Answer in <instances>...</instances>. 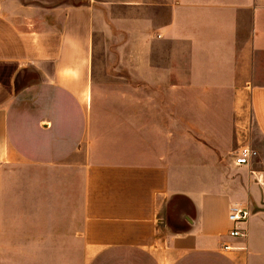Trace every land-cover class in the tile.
Here are the masks:
<instances>
[{
  "label": "crops",
  "instance_id": "0c3cea01",
  "mask_svg": "<svg viewBox=\"0 0 264 264\" xmlns=\"http://www.w3.org/2000/svg\"><path fill=\"white\" fill-rule=\"evenodd\" d=\"M45 2L0 0V166L68 164L82 174V264H264V156L259 168L233 163L240 180L195 191L154 147L149 133L162 124L152 118L120 123L130 135L108 154L114 161H94L89 149L96 34L143 26L145 54L131 55L130 77L147 88L159 80L178 88L179 69L170 63L181 50L162 53L157 65L153 46L181 45L169 31L181 34L187 14H196V89L242 87L264 141V0ZM168 14L160 24L154 17ZM130 100L141 107L137 86ZM232 204L249 210L245 236L228 235Z\"/></svg>",
  "mask_w": 264,
  "mask_h": 264
},
{
  "label": "rangeland",
  "instance_id": "374dc122",
  "mask_svg": "<svg viewBox=\"0 0 264 264\" xmlns=\"http://www.w3.org/2000/svg\"><path fill=\"white\" fill-rule=\"evenodd\" d=\"M154 17L159 24L171 20V14ZM186 17L189 20L178 25L181 34L173 28L169 31V37L182 39L181 45L174 41L153 46L157 65L162 53L181 50V60L170 63L179 69L178 88L160 80L147 88L143 79L130 77L131 55L135 53L139 60L145 54V46L139 44L143 26L130 34L114 28L96 34L89 149L95 151L94 161H114L108 154L120 144L127 145L130 135L129 125L120 123L132 117L152 118L162 124L149 133L154 147L163 148L170 170L179 171L186 189L196 191L198 184L240 180L233 157L241 145L256 150L251 166L261 167L264 141L256 133L242 87L196 89V14ZM130 37L136 38L137 45L128 44ZM159 37L154 31L152 38ZM134 86L142 99L138 108L130 106ZM82 180V174L68 164L42 166L12 160L0 166V264H82Z\"/></svg>",
  "mask_w": 264,
  "mask_h": 264
},
{
  "label": "built area",
  "instance_id": "2783aa9c",
  "mask_svg": "<svg viewBox=\"0 0 264 264\" xmlns=\"http://www.w3.org/2000/svg\"><path fill=\"white\" fill-rule=\"evenodd\" d=\"M256 156V150L250 145L244 144L237 148L233 157V163L237 166H249ZM248 216L249 210L246 207H243L240 204L230 205L227 212V219L231 224V227L228 230V235L231 237L245 236L246 232L242 225H244ZM223 247L225 249L230 248L228 245H224Z\"/></svg>",
  "mask_w": 264,
  "mask_h": 264
}]
</instances>
